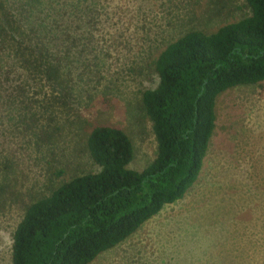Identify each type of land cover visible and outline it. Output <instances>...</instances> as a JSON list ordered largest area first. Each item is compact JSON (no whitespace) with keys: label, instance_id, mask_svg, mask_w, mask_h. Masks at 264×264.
Returning <instances> with one entry per match:
<instances>
[{"label":"rangeland","instance_id":"1","mask_svg":"<svg viewBox=\"0 0 264 264\" xmlns=\"http://www.w3.org/2000/svg\"><path fill=\"white\" fill-rule=\"evenodd\" d=\"M90 1L97 17L89 29L67 34L61 85L43 82L40 89L25 80L19 107L0 105V264H12L13 232L30 203L63 181L99 170L87 148L94 125L125 131L134 147L130 168L140 170L155 157L141 95L158 84L156 55L187 31H213L250 14L245 0ZM216 114L212 142L227 141L213 150L209 171L203 159L185 211L166 215L180 199L165 204L88 264H264L263 253L254 260L248 248L256 243L249 227L262 216L264 187L254 196L236 173L239 161L242 172L252 155L264 172V81L223 92Z\"/></svg>","mask_w":264,"mask_h":264},{"label":"trees","instance_id":"2","mask_svg":"<svg viewBox=\"0 0 264 264\" xmlns=\"http://www.w3.org/2000/svg\"><path fill=\"white\" fill-rule=\"evenodd\" d=\"M245 3L248 16L187 31L156 55L158 84L141 95L157 145L152 161L130 168L134 147L125 131L94 125L87 148L99 170L26 207L12 236V264H88L184 196L207 153L217 98L264 81V0ZM94 10L90 0H0V105L19 107L25 80L40 89L61 85L67 34L89 29Z\"/></svg>","mask_w":264,"mask_h":264},{"label":"crops","instance_id":"3","mask_svg":"<svg viewBox=\"0 0 264 264\" xmlns=\"http://www.w3.org/2000/svg\"><path fill=\"white\" fill-rule=\"evenodd\" d=\"M215 131H216V122H215V127H214V130H213V134H212L211 139H210L211 146L209 148V151L207 150V153H206L205 158H204L205 167H206L207 171H209L211 166H212V164L207 162V160H210V159L214 158L213 157L214 156V151L213 150L215 149V152H217V151H219L220 148H224L223 146L226 144V141H227L226 138H224V140H225V144H224L223 137H220V141L218 143H215L214 141L212 142V139H213L212 137L214 136ZM210 143H209V145H210ZM222 144H224V145L221 146ZM210 152H211V155L209 156ZM252 158H253V160L248 163V165L246 166V168L242 172H241V166L244 164V162L239 161L236 173L240 170L239 178L242 180V186L244 185V187L245 186L249 187L250 191H248V192H250L252 195L256 196L257 193H258L257 191L261 190L264 187V185L259 184V182L260 183L264 182V172L262 173V171L258 170L257 156L254 159V156L252 155ZM251 165H253L255 167L256 171H260V173L259 172H257V173L256 172H252L251 173L250 171H254V169L251 167ZM231 175L232 174H230V176ZM199 177H200V175H199ZM228 177H225L224 174H223L222 179H225V181H226V178H228ZM198 183H199V179L197 177L196 181L192 184L194 186H192V185L190 186L191 188L192 187L193 188L190 190L188 195H185L184 196L185 198L182 197L180 199V201L176 204V208L177 209L176 210H171L166 215H169V214L173 213L174 211H176L177 213L184 212L185 208L188 207L187 204H189V203H187V200L192 196L194 191H196V188H198L197 187ZM263 190H264V188H263ZM243 192L247 195L246 189H244ZM260 197H261V200H262V198H264V191H263V194H261ZM246 201H249V199H247ZM233 223H234V221H230L229 222V224L231 225L232 228H233ZM249 230H250L251 234L257 238L256 239V243L248 245L249 251L250 252H255L254 253V257H253L254 260L255 259L260 260V254L263 253V255L261 257V260H262V262H264V210L262 212L261 218H259L258 220L253 221L252 222V226L249 227Z\"/></svg>","mask_w":264,"mask_h":264}]
</instances>
